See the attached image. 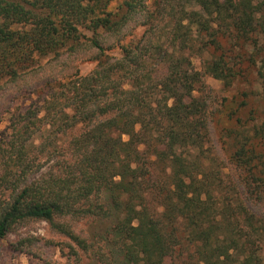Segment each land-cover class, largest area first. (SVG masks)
Wrapping results in <instances>:
<instances>
[{"label": "trees", "instance_id": "1", "mask_svg": "<svg viewBox=\"0 0 264 264\" xmlns=\"http://www.w3.org/2000/svg\"><path fill=\"white\" fill-rule=\"evenodd\" d=\"M62 52L95 66L0 135V241L33 220L92 264H264V0H0V84ZM205 76L242 87L231 174Z\"/></svg>", "mask_w": 264, "mask_h": 264}, {"label": "rangeland", "instance_id": "2", "mask_svg": "<svg viewBox=\"0 0 264 264\" xmlns=\"http://www.w3.org/2000/svg\"><path fill=\"white\" fill-rule=\"evenodd\" d=\"M140 30L136 31L139 35ZM136 35V36H137ZM93 54L60 53L55 58L49 57L40 61V64L26 76L16 82H3L0 84V135L10 125V119L20 111L33 106L37 98L34 90L47 91V84L54 80H63L78 72L86 76L92 72L95 63L90 57ZM201 60L195 58V69L200 70ZM208 95V128L215 159L225 172L231 174L227 161L228 151L224 142V129L230 127L225 117L223 107L224 99L237 96L242 87H233L229 90L222 84L209 77L203 79ZM260 216H264V202L254 207ZM79 229L86 230L87 223L78 224ZM66 240L50 229L42 221H26L16 226L6 237L0 241V264H92L87 255L79 253L73 256L65 245Z\"/></svg>", "mask_w": 264, "mask_h": 264}]
</instances>
